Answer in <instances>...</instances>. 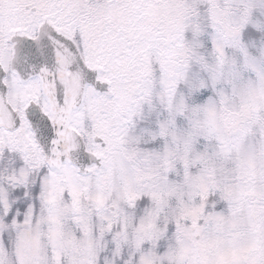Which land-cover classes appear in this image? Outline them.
<instances>
[{
	"label": "rangeland",
	"instance_id": "obj_1",
	"mask_svg": "<svg viewBox=\"0 0 264 264\" xmlns=\"http://www.w3.org/2000/svg\"><path fill=\"white\" fill-rule=\"evenodd\" d=\"M101 1L0 0L4 68L12 33L30 36L44 20L74 36L81 19L82 33L99 41L97 50L88 46L94 61L108 73L114 59L127 64L109 73L108 93L85 95L83 119L95 130L87 149L102 158L97 170L78 177L63 165L41 173L28 123L0 131V264H264V35L249 26L251 17L264 24L263 0H117L126 15L111 19L108 32L109 16L94 14L95 6L119 14ZM6 80L20 112L35 101L36 79ZM203 86L213 97L182 112L181 96L193 102ZM159 100L180 125L166 142L154 137L168 128L153 137L134 130L154 122L145 110ZM73 118L75 125L81 114ZM211 134L218 155L204 157L195 141ZM31 184L35 198L28 199ZM213 184L224 206L208 194Z\"/></svg>",
	"mask_w": 264,
	"mask_h": 264
},
{
	"label": "water",
	"instance_id": "obj_2",
	"mask_svg": "<svg viewBox=\"0 0 264 264\" xmlns=\"http://www.w3.org/2000/svg\"><path fill=\"white\" fill-rule=\"evenodd\" d=\"M38 37L15 36L13 71L21 81L37 76L49 104L50 119L37 106L26 109L35 134V142L45 163L59 168L63 162L83 170L94 159L84 150L83 142L69 126L72 111L80 107L85 84L99 88L95 73L82 63L74 45L57 34L50 25L39 30ZM0 72V127L13 130L18 126L17 112L5 100Z\"/></svg>",
	"mask_w": 264,
	"mask_h": 264
},
{
	"label": "flooded vegetation",
	"instance_id": "obj_3",
	"mask_svg": "<svg viewBox=\"0 0 264 264\" xmlns=\"http://www.w3.org/2000/svg\"><path fill=\"white\" fill-rule=\"evenodd\" d=\"M96 31H98V30H96ZM98 32H101V31H98ZM83 37H84V38L82 39V41H79V42H82L83 46L86 47V48H88L89 44H91V46H92V44L96 42L94 38H92V37L88 38V36L85 35V34H83ZM87 40H89L88 43H86ZM76 43H77V46L79 45V47H78V48H79V51H81V53H82L81 45H80L77 41L75 42V44H76ZM1 55H2V53H1V48H0V65H1L2 67H4V66H3V65H4V62L2 61V60H3V57L1 58ZM9 55H10V53L8 54V58H9V59L7 58L6 61H5L7 67H8L9 64H10V57H9ZM12 77H13V76H12L10 73H8V71H7L5 78L7 79V78H12ZM16 131H17V130H16ZM93 131H95V130H93ZM2 132H4L5 134H8V132H6V131H4V130H3ZM34 147H35V146H34ZM8 150H9V148L6 147V148L4 149V152H3L1 155L6 154V153L8 152ZM35 150H36V147H35ZM1 157H2V156H1Z\"/></svg>",
	"mask_w": 264,
	"mask_h": 264
},
{
	"label": "trees",
	"instance_id": "obj_4",
	"mask_svg": "<svg viewBox=\"0 0 264 264\" xmlns=\"http://www.w3.org/2000/svg\"><path fill=\"white\" fill-rule=\"evenodd\" d=\"M182 1V0H181ZM263 3H264V0H263ZM254 20H256V18H253V17H251V19H249V21H251V23H250V25L249 26H255V28H254V36L255 37H259V36H261V35H264V32L260 29V28H258L256 25H255V23L253 22ZM246 22H248V19H247V21Z\"/></svg>",
	"mask_w": 264,
	"mask_h": 264
}]
</instances>
